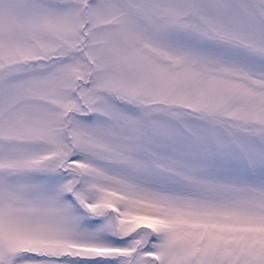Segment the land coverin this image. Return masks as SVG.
I'll return each instance as SVG.
<instances>
[{
    "label": "snow or ice",
    "instance_id": "1",
    "mask_svg": "<svg viewBox=\"0 0 264 264\" xmlns=\"http://www.w3.org/2000/svg\"><path fill=\"white\" fill-rule=\"evenodd\" d=\"M0 264H264V0H0Z\"/></svg>",
    "mask_w": 264,
    "mask_h": 264
}]
</instances>
